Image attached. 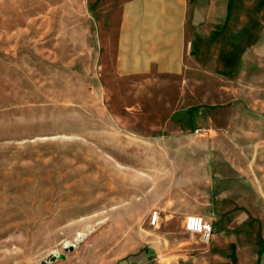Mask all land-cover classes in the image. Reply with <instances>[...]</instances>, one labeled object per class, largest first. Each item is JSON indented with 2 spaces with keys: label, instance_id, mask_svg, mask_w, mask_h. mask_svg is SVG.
Listing matches in <instances>:
<instances>
[{
  "label": "rangeland",
  "instance_id": "374dc122",
  "mask_svg": "<svg viewBox=\"0 0 264 264\" xmlns=\"http://www.w3.org/2000/svg\"><path fill=\"white\" fill-rule=\"evenodd\" d=\"M103 22L91 0H0V264H172L213 250L185 230L213 214L250 221L228 250L264 264V50L123 74Z\"/></svg>",
  "mask_w": 264,
  "mask_h": 264
},
{
  "label": "crops",
  "instance_id": "0c3cea01",
  "mask_svg": "<svg viewBox=\"0 0 264 264\" xmlns=\"http://www.w3.org/2000/svg\"><path fill=\"white\" fill-rule=\"evenodd\" d=\"M91 1L104 21L97 29L100 43L115 57L117 69L123 74L173 72L199 51L201 43L214 49L264 50V0ZM211 219L215 230L213 250L194 252L186 258L174 254L182 258L174 259L172 264H257V253L248 248H237L235 256L228 250L233 239L226 236H255L253 231L249 233V226L253 229L250 221L220 225L215 214ZM259 236H263L260 220ZM156 255V251L141 250L118 264H160Z\"/></svg>",
  "mask_w": 264,
  "mask_h": 264
},
{
  "label": "built area",
  "instance_id": "2783aa9c",
  "mask_svg": "<svg viewBox=\"0 0 264 264\" xmlns=\"http://www.w3.org/2000/svg\"><path fill=\"white\" fill-rule=\"evenodd\" d=\"M158 218V212H154L151 217V225L155 226ZM185 230L190 234L199 236L201 243L204 245H210L215 234L213 223L200 215L187 216L185 219Z\"/></svg>",
  "mask_w": 264,
  "mask_h": 264
},
{
  "label": "bare ground",
  "instance_id": "6f19581e",
  "mask_svg": "<svg viewBox=\"0 0 264 264\" xmlns=\"http://www.w3.org/2000/svg\"><path fill=\"white\" fill-rule=\"evenodd\" d=\"M80 237H81L80 239L84 238V236H80ZM76 241H78V240H75L73 242L72 241H69V242L66 243L65 246L68 247L67 249H70L71 247L75 248V247H77L78 244H75V245H72V244H74V242H76Z\"/></svg>",
  "mask_w": 264,
  "mask_h": 264
},
{
  "label": "water",
  "instance_id": "95a60500",
  "mask_svg": "<svg viewBox=\"0 0 264 264\" xmlns=\"http://www.w3.org/2000/svg\"><path fill=\"white\" fill-rule=\"evenodd\" d=\"M74 248L73 247H71L69 250H73ZM64 257V255H61L60 256V258H63Z\"/></svg>",
  "mask_w": 264,
  "mask_h": 264
}]
</instances>
